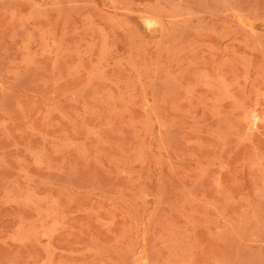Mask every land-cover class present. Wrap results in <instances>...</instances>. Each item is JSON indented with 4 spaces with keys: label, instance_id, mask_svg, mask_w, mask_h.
Instances as JSON below:
<instances>
[{
    "label": "rangeland",
    "instance_id": "1",
    "mask_svg": "<svg viewBox=\"0 0 264 264\" xmlns=\"http://www.w3.org/2000/svg\"><path fill=\"white\" fill-rule=\"evenodd\" d=\"M0 264H264V0H0Z\"/></svg>",
    "mask_w": 264,
    "mask_h": 264
},
{
    "label": "bare ground",
    "instance_id": "2",
    "mask_svg": "<svg viewBox=\"0 0 264 264\" xmlns=\"http://www.w3.org/2000/svg\"><path fill=\"white\" fill-rule=\"evenodd\" d=\"M62 1V0H61ZM52 9V8H51ZM147 12V11H146ZM152 22H154L153 20H152Z\"/></svg>",
    "mask_w": 264,
    "mask_h": 264
}]
</instances>
